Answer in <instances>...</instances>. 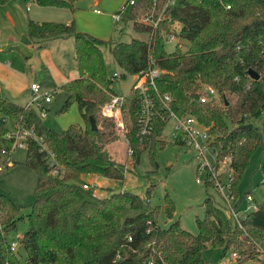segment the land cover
<instances>
[{
    "label": "trees",
    "instance_id": "1",
    "mask_svg": "<svg viewBox=\"0 0 264 264\" xmlns=\"http://www.w3.org/2000/svg\"><path fill=\"white\" fill-rule=\"evenodd\" d=\"M26 1L76 9L75 0ZM115 13L120 14V21L130 22L135 31L147 36L111 41L78 29L74 19L30 18L28 22V33L39 48L56 38H73L77 75L59 86L67 94L59 111L76 102L82 122L57 130L46 126L31 104L0 96V174L14 164L11 153L18 140L25 142V164L36 173L34 200L26 215L28 227L18 237L25 262L208 264L203 257L208 243L221 247L223 253L231 248L238 260H259L264 255V200L254 198L256 209L247 211L240 225H232L224 208L207 195L202 203L204 215L196 217L197 232L193 233L179 220L162 227L156 220L158 206L144 209L148 197L131 190L100 196L82 183L89 173L123 178L122 166L126 167L115 160L110 149L117 138L113 117L102 112L116 94L102 49L107 46L122 77L149 66L160 70L155 77L159 94L153 92L155 109L149 134L138 133L137 88L131 85L123 94L120 110L132 149V167L143 150L151 152L157 142L164 141L161 134L167 109L162 94L167 92L173 111L195 116L206 128V143L214 149L216 166L228 158L229 185L238 197L236 187L249 157L264 144V128L242 126L264 112V0H125ZM145 13L160 16L155 28L140 20ZM175 24L186 46L182 49L177 43L168 52L166 36L175 31ZM248 68L259 77L251 78ZM203 84L214 87L219 98L201 101ZM89 115L96 120L94 129ZM164 200L166 214L171 216L174 201L168 192ZM125 203L140 211L123 217ZM21 217L20 205L0 192V264H20L7 233Z\"/></svg>",
    "mask_w": 264,
    "mask_h": 264
},
{
    "label": "rangeland",
    "instance_id": "2",
    "mask_svg": "<svg viewBox=\"0 0 264 264\" xmlns=\"http://www.w3.org/2000/svg\"><path fill=\"white\" fill-rule=\"evenodd\" d=\"M125 0H75L74 5L77 8L81 20L74 19L77 28L91 33L101 39L115 41L129 40L133 36H147L144 32H137L133 29L130 22H122L120 19L113 18V13L119 10ZM31 17H37L40 21L52 20L68 22L72 20L69 8L44 6L27 2ZM25 7V5H24ZM98 7L102 14L94 12L93 8ZM177 25V24H175ZM179 28V26H178ZM20 31V30H19ZM25 33V32H24ZM18 34L17 37H24ZM16 37V35H15ZM182 49L185 48L184 39L175 35L173 39L165 42V49L170 52L176 44ZM15 44L19 49H10V45ZM31 47V46H30ZM28 47L26 42L21 38H13L8 31L0 32V54L8 62L12 61V66L22 69L30 82L38 83L39 94L51 93V101L46 102L39 99L34 103L33 91L28 87L26 91L27 100L40 112L39 104L41 103V117L43 123L51 128L62 130L72 122H82L81 112L76 102H72L67 109L59 111L61 104L66 98V92L56 86V81L65 73L74 69L73 59V38L69 37L60 43L44 48L42 50ZM104 59L108 71L112 74L114 71L120 73L122 69L112 58L107 46H102ZM12 50L14 53H12ZM18 54L19 58L16 56ZM9 63V62H8ZM135 81V75L126 73L125 77L121 75L114 76L111 87L118 95L127 93ZM217 99L219 96H216ZM11 100H16L8 96ZM21 101L24 99H20ZM20 102V101H19ZM21 103V102H20ZM24 103V101L22 102ZM121 110L115 114V133L117 138L111 142V152L116 161L126 163L122 166L124 171L123 178L106 177L100 173H89L84 178L89 182V188L100 196L110 195L112 192L121 190H131L138 193L147 200L148 204L144 209L151 206H158L156 216L157 222L166 227L170 222L179 220L180 224L187 230L196 233V217L204 215L203 200L209 195L216 204L225 208V202L219 189L213 182H209V166L213 167L214 172L223 184L229 183V171L226 163L216 166L215 152L212 147L204 150L203 156H196V150L189 143H180L173 139L171 135V120L167 121L161 138L163 142H157L153 151L143 150L138 161L132 167L130 157L127 160L125 154L126 143L123 130L116 126V120H123ZM252 124L264 128V112L251 118ZM125 127V122L123 120ZM202 128L201 126H199ZM25 134V133H23ZM22 135V134H21ZM199 142L203 144L202 140ZM26 148L17 145L11 153V160L14 164L9 165L0 174V192L7 194L18 205H20V215L16 225L7 233L9 241L17 242L16 250L19 255L20 264L25 262V250L19 245V236L23 234L28 227L27 213L31 210V203L34 200V188L36 184L35 171L25 164ZM128 165V167H127ZM132 167V168H131ZM237 196L240 200L251 190L254 198L261 202L264 200V144L256 147L251 153L247 166L243 171L241 178L236 187ZM174 201V207L171 216H167L165 211V193ZM241 208L247 206V201L243 200ZM140 210L131 207L125 203L123 217L133 216ZM229 221L235 224V219L230 217ZM232 249L229 248L223 253L219 246H213L210 243L203 250V257L208 264H264V255L260 259L248 258L242 260L232 256Z\"/></svg>",
    "mask_w": 264,
    "mask_h": 264
},
{
    "label": "built area",
    "instance_id": "3",
    "mask_svg": "<svg viewBox=\"0 0 264 264\" xmlns=\"http://www.w3.org/2000/svg\"><path fill=\"white\" fill-rule=\"evenodd\" d=\"M130 2H133V0H130ZM230 4L227 3L226 7H229ZM99 12L100 10L97 9ZM113 18L119 19L120 14L119 13H113ZM142 22L151 24L153 28H155L158 25V21L160 20V16L154 17L151 13H145L141 19ZM175 31L168 33L166 36V41L171 40L174 38L175 35H177L178 31V25L174 28ZM159 68L156 66H149L148 68L142 69L135 73V81L133 82V87L137 88L138 94H139V108L137 112V125H138V133L140 135L149 134L152 126V117L155 109V97L153 92L158 93L157 86L155 84V77L159 73ZM118 72L114 71L111 76H116ZM30 87L33 91V102L37 103L39 99H44L45 101H49L51 99V93L47 92L43 95L39 94V85L38 83L32 82L30 84ZM159 94V93H158ZM163 99L165 100V107L167 109V114L164 116L165 121L171 120V135L173 139L176 141H179L180 143H189V145H192L193 148L196 150V156L197 158L200 157V155L203 156L204 150L209 147L206 143V140L208 138L207 130L206 128L199 123L197 118L193 115H180L177 114L175 111H173L170 106L168 105V101H170L171 97L170 94L167 92H164L162 94ZM217 92L214 87H212L209 84H203L201 86V94H200V100L201 101H207L216 98ZM123 95L113 94L110 101H108L102 108L103 114L113 116L115 117V114L120 111V105L122 103ZM40 112L42 105L39 104ZM39 111V110H38ZM121 114V112H120ZM116 126H118L119 130H123V135L125 137V127L123 124V120L119 118L116 120ZM201 126L202 128H200ZM199 139L202 140L203 144L199 142ZM125 143H126V150L125 154L128 158L131 156L132 149L128 144V140L125 137ZM17 145L24 147L25 142L23 140H18ZM226 163L228 158H225L224 161L221 163ZM220 164V165H221ZM126 166V163H124ZM227 170L229 171L228 167ZM209 172H210V178L209 181H214V185L219 189L221 192V195L225 202V212L226 214L232 218L235 219V223L240 225V219L245 215V213L249 210L256 209L257 203L255 202L253 195L249 192L245 195L244 200L247 201V206L244 208H241V203L243 199L240 200L238 197L235 196L233 191L230 188L229 183L223 184L220 179L217 177L218 174L214 172L213 167L209 166ZM230 172V171H229ZM83 187L88 188L89 183L83 182ZM17 242L15 240L10 241V247L11 249H16ZM233 255L236 256V253L233 252Z\"/></svg>",
    "mask_w": 264,
    "mask_h": 264
},
{
    "label": "crops",
    "instance_id": "4",
    "mask_svg": "<svg viewBox=\"0 0 264 264\" xmlns=\"http://www.w3.org/2000/svg\"><path fill=\"white\" fill-rule=\"evenodd\" d=\"M26 3H27L26 0H8L5 3H0V32L6 33L8 31V33L12 34L13 38H21V39H23V41L26 42L28 47L34 46L38 50H42L44 48H47V47H49V46H51L57 42L60 43V42H62V40H66L69 37H71V36H68V37H63V38H56V39H53L52 41H50L49 44H47L43 47H40V48L37 47V45L34 42H32V39L28 33V22H29L30 18L35 19V20H39V19H37V17L34 18V17L30 16L29 6L26 5ZM33 3L36 4L35 2H33ZM24 5H25V7H24ZM44 6H51V5H44ZM66 8H68V7H66ZM76 9L71 10L69 8L70 13L72 15V19H76V20L80 21L81 16L79 15L78 11H76ZM97 9H99L100 11L98 12ZM93 10L96 13L102 14V10L98 7L93 8ZM66 20L68 22L70 21V19H66ZM76 26H78V24H76ZM22 33H24L25 39L22 37H17L18 34L20 36H22ZM15 35H16V37H15ZM10 49L14 50V49H19V48H18V46H15V44H13V45H10ZM13 50H12V53H14ZM1 55H2V53L0 54V96H5V97L10 96V97L16 99L13 101H16V102L20 101L21 103L24 101L23 104H31L27 100L26 91L28 90V87L32 91V88L30 87V84L32 82H30L27 79V76L22 69H19V67L12 66V64H11L12 61L7 60L9 63L6 62L1 57ZM16 56L19 58L18 54H16ZM72 56H73V54H72ZM76 75H77V69H76V66L74 63L73 71H71L69 73H65V76L62 75L55 82L56 86L59 87L66 80L73 78ZM59 89H61V88L59 87ZM20 99H24V100L21 101ZM42 100L45 101L44 99H42ZM49 101H51V99ZM49 101H46V102H49ZM83 179L85 182H89L88 180H86L84 178V176H83ZM250 193H251V191H250ZM253 198H254V196H253Z\"/></svg>",
    "mask_w": 264,
    "mask_h": 264
},
{
    "label": "water",
    "instance_id": "5",
    "mask_svg": "<svg viewBox=\"0 0 264 264\" xmlns=\"http://www.w3.org/2000/svg\"><path fill=\"white\" fill-rule=\"evenodd\" d=\"M247 73H248V75L251 78L257 79L259 77V73L256 70L252 69V68H248L247 69ZM89 121H90L91 128L94 129V128L97 127V123H96V120H95L93 115H89ZM242 126L251 127L252 126V122H245V123L242 124Z\"/></svg>",
    "mask_w": 264,
    "mask_h": 264
}]
</instances>
